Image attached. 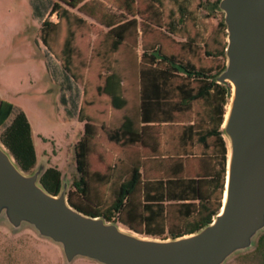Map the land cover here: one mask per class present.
Masks as SVG:
<instances>
[{
  "label": "trees",
  "instance_id": "obj_1",
  "mask_svg": "<svg viewBox=\"0 0 264 264\" xmlns=\"http://www.w3.org/2000/svg\"><path fill=\"white\" fill-rule=\"evenodd\" d=\"M133 3L134 0H128L129 10L133 9ZM219 3L220 0H215L209 8L216 11ZM85 5V0H53L51 12L57 14L59 20L55 22L44 18L40 28L42 40L62 66L64 79L84 84V99L78 112L79 120L85 122L84 134L75 144L80 177L74 180V186L82 196L89 202V155L98 131H103L113 141L123 143L125 139L124 143H128L138 132L137 119L140 115L145 123L142 128L145 129L153 126L149 125L152 122L172 121L176 112L195 111V123L185 125V137L195 140L207 150L214 146L209 156L214 164L197 176H190L184 173L186 170L179 163L175 175L145 182L141 167L135 166L128 169L127 179L114 191L110 204L105 208L103 204L78 203L72 195L69 201L85 213L121 221L145 235L167 238L196 232L213 220L224 199L229 149L223 123L230 89L229 85L219 83L216 77L224 70L226 62L213 73L212 69H197L190 60H180L176 54L166 53L155 45L144 47L139 63L138 57L135 61H123L119 55L126 46L127 30L136 21H110L107 23V45L105 43L101 49H93L89 60L91 64L96 51L100 65L97 78H88L85 76L89 67L88 50L77 46L78 32L74 28L83 26L86 19L70 9L79 8L95 16L84 9ZM222 14L213 44L206 41L204 45L208 55L226 59L227 25ZM65 22L66 30L62 33L61 27ZM170 32L180 34L175 26L170 27ZM195 41L188 36L183 45H191ZM176 73H184L186 77L177 79ZM129 84L136 86L135 95L138 98L137 109H132V112L130 108L128 110L132 96ZM108 107L118 116L109 117ZM125 109L137 116H128L122 122ZM11 116L13 119L6 125L1 140L19 165L29 171L38 160L31 123L23 110L16 111L13 103L1 100L0 126H4ZM41 183L49 192L58 193L62 186V171L49 166L41 176ZM142 189L144 199H138L137 193H141ZM127 195L129 197L125 201ZM125 214L133 215L134 219H127ZM256 251L261 254V264H264V232L258 238Z\"/></svg>",
  "mask_w": 264,
  "mask_h": 264
},
{
  "label": "rangeland",
  "instance_id": "obj_2",
  "mask_svg": "<svg viewBox=\"0 0 264 264\" xmlns=\"http://www.w3.org/2000/svg\"><path fill=\"white\" fill-rule=\"evenodd\" d=\"M52 1L0 0V101L13 103L16 111L23 110L31 123L38 160L34 168L27 172L40 167L59 168L62 171V182L69 181L73 199L78 203L89 204L73 184L78 173L75 144L84 131V124L78 118L79 108L84 99V84L64 79L59 60L49 51L40 36L44 18L55 22L59 20L57 14L51 12ZM214 1L134 0L133 9L129 10L128 0H85L84 9L95 16L79 8H70L86 19L83 26H74L78 32L77 46L88 50L89 67L85 76L97 78L96 73L100 65L96 51L91 64L89 60L93 49H101L102 45L108 42L107 23L127 22L133 19L136 22L129 25L126 46L119 55L123 61L124 59L135 61L138 57L139 63L144 47L155 45L160 46L166 53L176 54L180 60H190L197 69H212L213 73H216L226 59L208 55L204 45L206 41L213 44L217 24L223 17L221 11L209 8ZM66 26L65 22L61 27L62 33L65 32ZM171 26L178 28L180 34L170 32ZM188 36L196 41L184 46L183 42ZM182 77H186L184 73L175 74L177 79ZM129 86L132 90L130 108L133 111L132 109H137L134 106L137 107L138 98L135 95L136 86L131 84ZM108 109L109 117L118 116L109 107ZM192 116H195V111L179 115L177 120L179 124L166 126L169 129L168 133L176 135L181 125L189 122ZM12 119L13 116L4 126H0L1 142V135ZM166 146L172 148L171 143ZM118 149L120 147L110 143L107 134L99 130L93 141V169L110 171L107 170V166L117 160ZM213 149L214 146L207 150L199 145L196 151L198 154L203 152L212 154ZM113 194V190H109L107 184H95L89 190V197H101L104 208L110 204ZM119 222L125 228L128 227ZM0 264L69 263L66 262L58 243L39 235L35 229L28 226L14 231L0 220ZM70 264L101 263L86 257H78ZM225 264H261V254L254 247L235 254Z\"/></svg>",
  "mask_w": 264,
  "mask_h": 264
},
{
  "label": "water",
  "instance_id": "obj_3",
  "mask_svg": "<svg viewBox=\"0 0 264 264\" xmlns=\"http://www.w3.org/2000/svg\"><path fill=\"white\" fill-rule=\"evenodd\" d=\"M227 25L226 66L216 77L229 85L223 123L228 164L223 204L200 230L154 237L119 221L85 213L69 201V181L58 193L41 183L47 169L25 171L0 141V220L58 243L67 263L225 264L256 247L264 232V0H220Z\"/></svg>",
  "mask_w": 264,
  "mask_h": 264
},
{
  "label": "crops",
  "instance_id": "obj_4",
  "mask_svg": "<svg viewBox=\"0 0 264 264\" xmlns=\"http://www.w3.org/2000/svg\"><path fill=\"white\" fill-rule=\"evenodd\" d=\"M134 107L137 108L136 105ZM129 108L130 107H128V110ZM131 112L129 113L125 109L122 114V122L128 116H137L136 113L133 115ZM184 113L185 112H176L172 121L149 123V125L153 126H148V128L145 129L142 128L145 123L141 121L140 115L137 119L138 132L128 143H124L125 139L123 143L113 141L107 135L110 143H113L115 147H120L116 154L117 160L113 164L107 166V170L110 171L103 172L93 169L92 154L94 150L92 142L91 153L89 155V170L91 172L88 181L89 189L90 187L92 189V185L94 186L95 184H107L109 190L112 189L114 193V191L119 189L121 184L127 179L128 169L135 166L141 167L140 171L142 172L144 182L164 176L175 175L177 172L176 167L179 163L183 164L186 170L184 173L190 176H197L202 173L204 169L213 166L214 161L209 157L212 154H206L205 152L198 154L196 149L199 145H202L195 140L185 137V125L194 124L195 116H192L189 122L181 125L176 135L172 132L168 133L169 129H167L166 126L179 124L177 121L178 116ZM83 124H85V122H83ZM83 134L84 131L81 137ZM170 143L172 148L166 146ZM79 177L80 173L78 171V173H76V180ZM143 190L144 189H142L141 193H137L138 199H144ZM128 197L129 195H127L124 200H128ZM89 202L91 205H102L101 197H89ZM125 217L130 220L134 219V216L129 214H125Z\"/></svg>",
  "mask_w": 264,
  "mask_h": 264
},
{
  "label": "flooded vegetation",
  "instance_id": "obj_5",
  "mask_svg": "<svg viewBox=\"0 0 264 264\" xmlns=\"http://www.w3.org/2000/svg\"><path fill=\"white\" fill-rule=\"evenodd\" d=\"M73 184H74V181H73ZM76 189H77V187H76ZM71 195V190H69L68 191V197ZM83 197V196H82ZM83 199H85L84 197H83ZM90 204V203H89Z\"/></svg>",
  "mask_w": 264,
  "mask_h": 264
}]
</instances>
